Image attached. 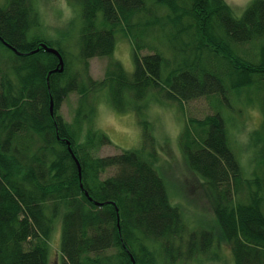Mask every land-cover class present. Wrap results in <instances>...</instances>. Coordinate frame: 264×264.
Here are the masks:
<instances>
[{
  "label": "trees",
  "instance_id": "obj_1",
  "mask_svg": "<svg viewBox=\"0 0 264 264\" xmlns=\"http://www.w3.org/2000/svg\"><path fill=\"white\" fill-rule=\"evenodd\" d=\"M35 2L0 6V264H50L58 219L60 264H179L224 243L235 264H264V0L241 18L226 0H70L81 8L80 68L73 71L60 48L62 73H51L60 60L41 48L55 45L40 33ZM119 34L133 45L131 73L113 57ZM98 57L110 59L101 81L89 74ZM103 91L118 111L140 115L150 94L182 110L199 98L216 100L213 114L187 120L182 145L204 180L217 233L189 230L144 150L94 155L113 144L84 129L93 116L88 98ZM243 91L263 115L251 134L249 178L222 109ZM73 93L82 99L70 124L60 110ZM109 170L114 175L102 178Z\"/></svg>",
  "mask_w": 264,
  "mask_h": 264
},
{
  "label": "rangeland",
  "instance_id": "obj_2",
  "mask_svg": "<svg viewBox=\"0 0 264 264\" xmlns=\"http://www.w3.org/2000/svg\"><path fill=\"white\" fill-rule=\"evenodd\" d=\"M254 0H226L233 15L241 18ZM37 2V3H36ZM43 29L40 33L51 41L56 49L64 48L73 71L79 70L76 57L80 54L77 43L81 34V8L73 6L70 0H36ZM6 0H0L4 6ZM73 22V23H72ZM168 43V41H166ZM54 48V47H53ZM146 50L143 54H148ZM114 59L121 62L128 72L135 69L134 50L130 41L122 34L117 35ZM110 59L98 57L90 61L89 74L96 81L104 79ZM249 91L235 94L232 101L225 102L223 115L226 120L230 142L246 176L254 173V148L251 134L258 130L263 121L260 108L250 100ZM108 91L90 95L88 104L93 116L84 125L85 132L94 128L106 133L113 144L100 147L94 155L105 158L115 156L127 150H144V154L154 160V166L164 177L173 205L181 209L185 223L190 231L213 230L217 233V219L211 201L207 197L202 177L188 166L182 145V134L191 118L204 119L214 113L215 99L199 98L184 104V110L177 102H158L153 94L141 103V115L135 110L120 112L111 103ZM81 96L71 94L62 104L60 114L73 124L80 107ZM86 110H90L87 106ZM147 128H146V126ZM149 133L146 135L145 133ZM148 139V140H147ZM147 140V141H146ZM115 170H109L102 178L113 176ZM61 219L55 223V232L51 239L50 264L61 263ZM179 264H235L230 246L227 243L217 249V244L209 255Z\"/></svg>",
  "mask_w": 264,
  "mask_h": 264
},
{
  "label": "water",
  "instance_id": "obj_3",
  "mask_svg": "<svg viewBox=\"0 0 264 264\" xmlns=\"http://www.w3.org/2000/svg\"><path fill=\"white\" fill-rule=\"evenodd\" d=\"M41 48H43L45 51H47L49 53H52V54L56 55L59 58V60H60V66H59V68L55 69L54 71H51V73H56V72L62 73L64 71V67H65V62H64V58H63L62 53L58 49L53 48V47H50L47 44H42V47ZM38 51L39 50H37L36 52H38ZM48 82H49V77H48ZM53 108H54V102L52 100L51 101V111H52V113H53ZM68 145H69L70 151L72 152L73 156L75 157V154H74V152H73V150L71 148V143L69 141H68ZM76 161H77L78 166H79L80 177H81V175H82L81 174L82 173V171H81V165H80V163H79V161L77 159H76ZM86 194L88 195V193H86ZM96 204L99 205L100 203H96Z\"/></svg>",
  "mask_w": 264,
  "mask_h": 264
}]
</instances>
